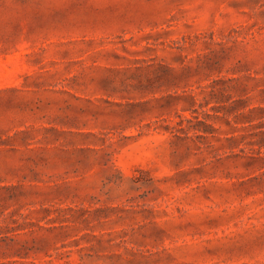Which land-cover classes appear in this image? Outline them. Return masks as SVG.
<instances>
[{
  "label": "rangeland",
  "instance_id": "1",
  "mask_svg": "<svg viewBox=\"0 0 264 264\" xmlns=\"http://www.w3.org/2000/svg\"><path fill=\"white\" fill-rule=\"evenodd\" d=\"M0 264H264V0H0Z\"/></svg>",
  "mask_w": 264,
  "mask_h": 264
}]
</instances>
